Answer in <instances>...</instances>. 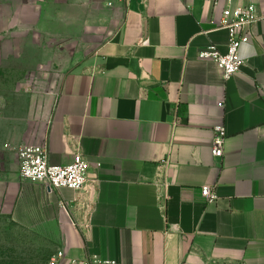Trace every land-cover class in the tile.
<instances>
[{"label":"crops","instance_id":"obj_1","mask_svg":"<svg viewBox=\"0 0 264 264\" xmlns=\"http://www.w3.org/2000/svg\"><path fill=\"white\" fill-rule=\"evenodd\" d=\"M217 1L0 0V58L51 14L55 21L64 11L66 24L118 17L113 34L64 76L44 125L1 130L0 216L53 233L54 255L68 261L264 264V0H233L257 5L261 18L229 79L199 57L212 44L227 49L219 23L228 0ZM219 123L223 158L212 152ZM42 142L53 165L82 152L85 189L21 177L18 149ZM206 185L214 202L202 194Z\"/></svg>","mask_w":264,"mask_h":264},{"label":"rangeland","instance_id":"obj_2","mask_svg":"<svg viewBox=\"0 0 264 264\" xmlns=\"http://www.w3.org/2000/svg\"><path fill=\"white\" fill-rule=\"evenodd\" d=\"M60 12L55 21L51 14L38 30L20 37L18 46L0 58V135L8 124L44 125L64 76L118 26L115 13H106L103 24L89 25L81 17L66 24ZM54 236L0 216V264H47L57 252Z\"/></svg>","mask_w":264,"mask_h":264},{"label":"built area","instance_id":"obj_3","mask_svg":"<svg viewBox=\"0 0 264 264\" xmlns=\"http://www.w3.org/2000/svg\"><path fill=\"white\" fill-rule=\"evenodd\" d=\"M214 6L217 0H208ZM261 18L259 9L255 4L233 6V0L223 10L219 28L226 29L229 35L226 51H222L215 44L203 48L199 57L215 61L223 70L226 79L241 71L244 60L241 48L251 39V28ZM227 130L224 123L214 127L212 152L216 158H223ZM20 162V175L23 179L41 182L49 189L69 188L81 191L86 188L89 181L90 163L81 151H77L73 161L67 165H53L49 161L48 146L45 142L25 144L18 149ZM164 166L169 164V159L162 162ZM159 196L167 199L169 196L170 183L167 179L157 183ZM202 194L208 202L217 199V193L211 186H204ZM66 207V203H62ZM47 264H101L98 260H66L63 251H59Z\"/></svg>","mask_w":264,"mask_h":264}]
</instances>
